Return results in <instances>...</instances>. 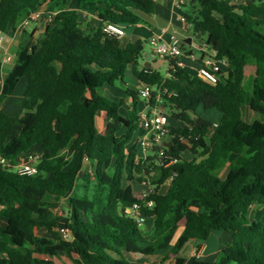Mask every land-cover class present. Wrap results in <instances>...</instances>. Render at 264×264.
<instances>
[{"label":"trees","instance_id":"16d2710c","mask_svg":"<svg viewBox=\"0 0 264 264\" xmlns=\"http://www.w3.org/2000/svg\"><path fill=\"white\" fill-rule=\"evenodd\" d=\"M187 6L186 23L226 64L216 85L178 60L165 74L145 68L143 41L105 31L143 23L154 0H0V32L10 36L31 14L48 15L39 37L24 30L5 78L0 58V105L26 80L19 114L0 109V264H135L130 257L164 251L159 264H264V0ZM128 67L155 88L149 106L170 112V156L139 154L137 90L126 89L123 112L124 101L103 92ZM200 107L221 112L219 123L197 115ZM36 147L39 174H19L18 159ZM133 183L148 185L143 198ZM215 232L231 241L214 261L182 255Z\"/></svg>","mask_w":264,"mask_h":264},{"label":"crops","instance_id":"0c3cea01","mask_svg":"<svg viewBox=\"0 0 264 264\" xmlns=\"http://www.w3.org/2000/svg\"><path fill=\"white\" fill-rule=\"evenodd\" d=\"M154 1L156 2L154 15L152 17H145L144 22L139 25L124 29L125 34L121 39L124 44L136 42L139 40L143 41L144 48H145V54H144V59L142 61V66L148 69H153L155 71H160L161 73L165 74L169 68V61L153 53L152 48H150V51H147L145 44H149V41L153 36L161 37L162 40L166 43L170 41L172 36H175L179 40V42H183L182 44L183 46L185 47L191 46V48H193V38L190 32L194 26H190L185 21H183V12L188 9L187 3L190 0H185L186 4L181 7L178 6V0H154ZM40 12L43 13L42 10ZM94 21H95V18H91V22H94ZM20 28L18 29L16 33L11 35L10 38H6V46L9 52H15L16 45L18 44V42L20 41L22 37V34H20V31H19ZM181 31L186 32L183 35V37H179V34ZM129 33L130 35H128ZM194 34H196L195 30H194ZM34 38H37V37L34 36ZM184 51H185L184 56H189L192 59H196L192 50L184 49ZM146 52H150V54L152 55L151 61L149 62L146 61V57H147ZM207 52H210V51L207 50ZM203 56L204 55H201L199 59L201 63H202ZM180 62L182 64V68L186 69L188 65L184 64V60H182V58ZM14 66H15V61H9L3 64L2 77L5 78L7 74L11 70H13ZM225 67L226 65H223L222 69L224 70ZM5 69H7L6 73L4 72ZM142 85L143 84H141L136 79V77L133 75V67H128L125 73L124 82H118L115 85H105L103 88V92L106 95V97L110 99L123 100L124 101V107L122 108V112H123L127 108V106H129V104L131 103V99L126 95V92H125L126 89L124 90L123 88L135 89L138 91ZM25 88H26V80L22 79L20 83L17 85L13 95L6 101L4 105H0V109L3 108V110L11 116L18 115L21 110L22 104H23V93H24ZM13 100L15 102H12ZM148 106H149V102H145L144 100H142L140 102V113L147 111ZM160 107L165 108L162 106ZM206 120L212 123L210 119H206ZM104 121H105L104 116L102 113H100L97 117V124L99 127L98 131L101 133L104 132V128H102V125H104L103 124ZM105 123L106 125H109L108 122L105 121ZM217 123L219 122H216L214 124H217ZM142 137L143 136H140L138 139V151L141 156L147 157L149 155L147 154V149L143 145L144 140ZM150 150H151V153L155 152L154 149H150ZM39 151L40 149L37 147L33 149V152L37 153ZM18 161L26 162L25 155L20 157ZM148 190L147 188H143L141 192L145 194L148 192ZM144 224H146L145 220H144ZM230 241H231L230 233H221V232L213 233L209 237V239L200 246L203 251L202 260L214 261L217 258L221 249L224 248L227 244H229ZM197 246H198V243L196 242L190 243L186 247L185 254H183V256L187 260L191 259L189 257V253L193 248H197Z\"/></svg>","mask_w":264,"mask_h":264},{"label":"built area","instance_id":"2783aa9c","mask_svg":"<svg viewBox=\"0 0 264 264\" xmlns=\"http://www.w3.org/2000/svg\"><path fill=\"white\" fill-rule=\"evenodd\" d=\"M186 4L185 0H178V6H183ZM43 13L37 11L30 15L28 19H26L22 25H29L31 22L38 20ZM183 21H185L183 17ZM186 22V21H185ZM105 31L118 37L122 38L125 34L124 28L117 25H107ZM149 44L152 48L153 53L166 60H178L179 67L182 68V64L180 62L181 58L185 55V51L182 49V45L179 40L172 36L168 43L164 42L161 37L153 36ZM199 50L204 52V56L202 59V63L200 68L198 69V77L204 82L216 85L219 81V72L222 71V66L226 65L223 61H218L215 59V54L210 51L207 52L206 46L202 45ZM0 56L2 59V63L5 64L9 61H14L16 58V53H10L6 46V34L0 32ZM155 90L154 87L150 85H142L138 94L139 97L145 102H149L152 97V92ZM166 93L167 90H164ZM171 96V94H168ZM157 104H163L162 98L157 97ZM170 119V113L167 112V109L161 107H150L148 106V110L140 113V128L145 131L143 135L144 147L147 149L157 148V151L160 155H164L165 150L162 146V139L168 133V122ZM167 149V148H166ZM40 155L36 152H30L25 155L26 162H18L16 169L21 175H29L35 176L39 174V170L37 168V164L39 161ZM141 225L144 224V218L137 216ZM62 238L68 240L71 238L70 230L62 227L59 230ZM190 258H194L197 260H201L203 257L202 248H193L189 253Z\"/></svg>","mask_w":264,"mask_h":264},{"label":"rangeland","instance_id":"374dc122","mask_svg":"<svg viewBox=\"0 0 264 264\" xmlns=\"http://www.w3.org/2000/svg\"><path fill=\"white\" fill-rule=\"evenodd\" d=\"M48 23V15L46 14H42L40 16V18L38 20H35L33 22L30 23V25H22L20 28V34H23L24 30H27L28 32H32V34L35 37H39L45 27L46 24ZM26 27V28H25ZM194 30L196 32V34H194ZM185 31H181L179 34V37H183V35L185 34ZM201 30H199L197 27H193L191 29L190 34L192 35L193 38V48H191V46L185 47V50H192L195 58L196 59H192L189 56H184L182 57V60H184V64H187V68L185 69V71H187L188 73H190L193 76H198V69L201 65V62L199 61L202 53L199 50V47H201L203 45L202 43V37H201ZM130 35V33L128 34ZM6 38H10L9 34H6ZM145 47L147 49V51H150V44H145ZM13 53V52H10ZM1 58V56H0ZM4 72H7V69L4 70ZM129 88V87H128ZM124 90L127 88H123ZM126 92V90H125ZM12 102H15L14 100ZM167 112H169V110L167 109ZM197 115H199L200 117L206 118V119H210L212 121V123H216L219 122L221 120L222 114L221 112L217 111L216 109H212V110H204L202 107L197 109ZM251 112L248 110V118L250 117ZM104 125H102V128H104V131H106L107 127L109 125H106L105 121L103 123ZM97 128L98 124H97ZM147 154L150 156L151 154V150L149 148H147ZM182 157H186V154H182ZM225 172L222 174L224 175ZM133 188L135 189V193L136 196L139 198H143L144 194L142 191L143 188H148L147 184H137V183H133ZM146 192V191H145ZM3 220H1L2 222ZM185 254V250L182 252V255ZM166 255V252H159L156 254V256L154 257H139V256H135V257H130V259L135 262V264H159L160 262L163 261L164 256ZM170 263H172L171 261H169ZM57 264H70V262L68 261V259H66L65 257H62L60 260H57L56 262Z\"/></svg>","mask_w":264,"mask_h":264},{"label":"water","instance_id":"95a60500","mask_svg":"<svg viewBox=\"0 0 264 264\" xmlns=\"http://www.w3.org/2000/svg\"><path fill=\"white\" fill-rule=\"evenodd\" d=\"M180 44L182 45L183 42H180ZM146 56H147L146 57V61H148V62L151 61L152 55L150 54V52H146ZM147 67H148V65H147ZM22 116L23 115H21V117ZM162 141H163L162 146L167 148V155L170 156L171 155V143L168 142V138L167 137H164L162 139ZM154 151H157V148H154Z\"/></svg>","mask_w":264,"mask_h":264}]
</instances>
